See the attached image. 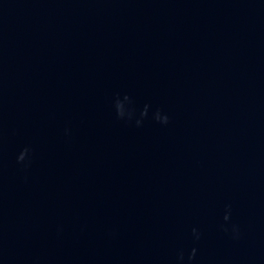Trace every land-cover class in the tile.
<instances>
[{
	"label": "water",
	"instance_id": "water-1",
	"mask_svg": "<svg viewBox=\"0 0 264 264\" xmlns=\"http://www.w3.org/2000/svg\"><path fill=\"white\" fill-rule=\"evenodd\" d=\"M0 264H264V0H0Z\"/></svg>",
	"mask_w": 264,
	"mask_h": 264
},
{
	"label": "clouds",
	"instance_id": "clouds-1",
	"mask_svg": "<svg viewBox=\"0 0 264 264\" xmlns=\"http://www.w3.org/2000/svg\"><path fill=\"white\" fill-rule=\"evenodd\" d=\"M125 99H127V97H125ZM116 108H117L118 115L121 116V117H123V115H124L123 105L120 104V103H117ZM144 115H146V112L144 113ZM155 118H156V120H158L159 122H161L163 124H167L168 123V117L167 116H161L159 112L156 113ZM29 151L30 150L28 148H25L20 153V155L17 158V160H18L19 163H23L25 161L26 157L28 156ZM225 219H228V217L225 216ZM233 231H236V229L234 228ZM198 238L199 237L197 236V239ZM195 253H196V249H192V252H191V254L189 256V260H191V259H193L195 257ZM180 259L181 260L183 259V254H181Z\"/></svg>",
	"mask_w": 264,
	"mask_h": 264
}]
</instances>
